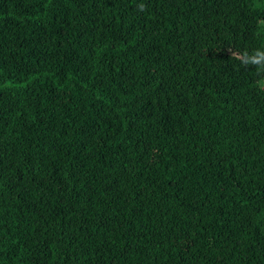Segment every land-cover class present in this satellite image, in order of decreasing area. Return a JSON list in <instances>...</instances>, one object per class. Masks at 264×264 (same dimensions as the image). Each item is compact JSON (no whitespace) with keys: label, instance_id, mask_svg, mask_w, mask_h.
I'll return each mask as SVG.
<instances>
[{"label":"trees","instance_id":"obj_1","mask_svg":"<svg viewBox=\"0 0 264 264\" xmlns=\"http://www.w3.org/2000/svg\"><path fill=\"white\" fill-rule=\"evenodd\" d=\"M262 21L0 0V264H264Z\"/></svg>","mask_w":264,"mask_h":264},{"label":"clouds","instance_id":"obj_2","mask_svg":"<svg viewBox=\"0 0 264 264\" xmlns=\"http://www.w3.org/2000/svg\"><path fill=\"white\" fill-rule=\"evenodd\" d=\"M141 10H143V5H140ZM264 24V21L261 22ZM231 58L240 60L241 64L245 67L248 65H253L257 67V71L264 72V51L257 50L253 55L249 56L247 53L243 55L231 54ZM258 88L264 90V79L260 80L257 85Z\"/></svg>","mask_w":264,"mask_h":264}]
</instances>
